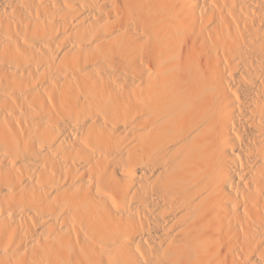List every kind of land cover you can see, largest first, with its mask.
I'll return each instance as SVG.
<instances>
[{
  "label": "bare ground",
  "instance_id": "bare-ground-1",
  "mask_svg": "<svg viewBox=\"0 0 264 264\" xmlns=\"http://www.w3.org/2000/svg\"><path fill=\"white\" fill-rule=\"evenodd\" d=\"M0 264H264V0H0Z\"/></svg>",
  "mask_w": 264,
  "mask_h": 264
}]
</instances>
